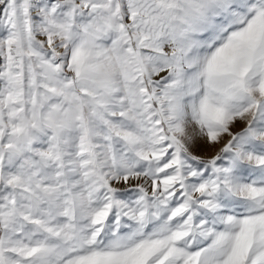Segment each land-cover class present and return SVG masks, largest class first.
Wrapping results in <instances>:
<instances>
[{
	"label": "snow or ice",
	"instance_id": "obj_1",
	"mask_svg": "<svg viewBox=\"0 0 264 264\" xmlns=\"http://www.w3.org/2000/svg\"><path fill=\"white\" fill-rule=\"evenodd\" d=\"M0 264H264V0H0Z\"/></svg>",
	"mask_w": 264,
	"mask_h": 264
}]
</instances>
